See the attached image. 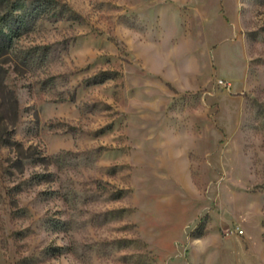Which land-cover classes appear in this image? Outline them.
I'll return each instance as SVG.
<instances>
[{
    "label": "rangeland",
    "instance_id": "rangeland-1",
    "mask_svg": "<svg viewBox=\"0 0 264 264\" xmlns=\"http://www.w3.org/2000/svg\"><path fill=\"white\" fill-rule=\"evenodd\" d=\"M0 264H264V0H0Z\"/></svg>",
    "mask_w": 264,
    "mask_h": 264
}]
</instances>
